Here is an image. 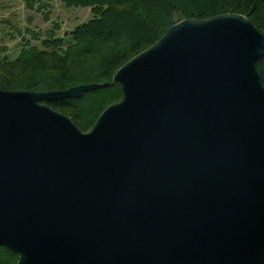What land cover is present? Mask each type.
Listing matches in <instances>:
<instances>
[{
    "label": "water",
    "instance_id": "1",
    "mask_svg": "<svg viewBox=\"0 0 264 264\" xmlns=\"http://www.w3.org/2000/svg\"><path fill=\"white\" fill-rule=\"evenodd\" d=\"M264 37L181 20L113 75L88 132L49 104L110 86L0 90V248L16 264H264Z\"/></svg>",
    "mask_w": 264,
    "mask_h": 264
},
{
    "label": "trees",
    "instance_id": "2",
    "mask_svg": "<svg viewBox=\"0 0 264 264\" xmlns=\"http://www.w3.org/2000/svg\"><path fill=\"white\" fill-rule=\"evenodd\" d=\"M48 0H21L25 10L43 13ZM66 8H89L91 18L59 36V25L45 33L25 30L15 57L0 48V90L65 91L84 84L109 83L79 99L49 104L88 132L108 106L121 99L114 73L156 43L181 20H206L233 13L247 17L264 37V0H60ZM30 20H28L29 22ZM257 70L264 86V50ZM17 255L0 248V264Z\"/></svg>",
    "mask_w": 264,
    "mask_h": 264
},
{
    "label": "rangeland",
    "instance_id": "3",
    "mask_svg": "<svg viewBox=\"0 0 264 264\" xmlns=\"http://www.w3.org/2000/svg\"><path fill=\"white\" fill-rule=\"evenodd\" d=\"M47 5L49 20L45 22L43 13L25 10L21 0H0V48H6L7 55L15 57L22 38L29 39L26 29L45 33L56 24L60 27L58 35L63 36L91 18L89 8H66L60 0H48Z\"/></svg>",
    "mask_w": 264,
    "mask_h": 264
}]
</instances>
